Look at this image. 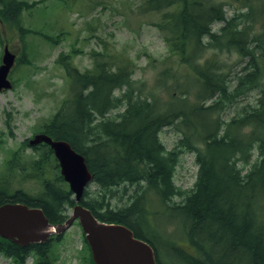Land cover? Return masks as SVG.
<instances>
[{"label":"trees","instance_id":"trees-1","mask_svg":"<svg viewBox=\"0 0 264 264\" xmlns=\"http://www.w3.org/2000/svg\"><path fill=\"white\" fill-rule=\"evenodd\" d=\"M243 3L244 11L227 16L219 0H143L142 12L159 13L152 24L169 48L166 58L176 62L160 69L146 92L128 57L94 52L92 67L83 71L69 55L58 58L68 91L40 131L68 141L84 156L92 179L82 204L99 221L130 227L153 246L157 264H163L162 248L153 234L168 245L175 264H264V0ZM26 6L19 2L14 13ZM8 9L15 8L6 7L2 16ZM216 22L219 27L212 29ZM24 48L15 66L29 59L22 61L29 57ZM231 51L236 60L219 57ZM250 93L254 98L243 100ZM226 110L234 112L225 116ZM165 127L180 134L171 148L160 139ZM32 150L38 152L35 159L20 156L25 164H19L13 151L3 166L21 179L39 181L41 189L12 192L2 183L0 205L28 203L41 207L50 223L62 222L74 204L72 193L50 147L43 143ZM185 151L197 170L186 190L173 181ZM8 175L6 169L0 183ZM113 194L123 201L112 206ZM159 215L180 222L161 226L153 221ZM177 231L190 247L180 246ZM60 238L53 234L28 245L0 238V253L18 264L29 256L33 264H52ZM84 248L85 259L94 264L85 243Z\"/></svg>","mask_w":264,"mask_h":264},{"label":"rangeland","instance_id":"rangeland-1","mask_svg":"<svg viewBox=\"0 0 264 264\" xmlns=\"http://www.w3.org/2000/svg\"><path fill=\"white\" fill-rule=\"evenodd\" d=\"M142 1L0 0V11L6 7L15 8L13 12L8 9L5 16L0 12V58L4 47L8 55L21 56L25 45L24 50L29 56L22 57V61L29 59L21 66H15L16 62L13 61L7 75L11 86L0 88V175L6 169L9 171L8 179L2 186L5 190L14 192L19 188L38 193L41 189L39 181L23 179L24 177L21 179L13 172L14 168H4L3 165L9 156L13 155V151L16 156L19 155V164H25L20 160V156L26 159L37 157V150L33 151L27 146L26 139L32 138L40 131L39 126L53 116L68 91V82L63 77L64 69L58 63L60 55H69L72 64L80 71L92 67L94 52L111 53L116 59L121 56L128 57L134 64L133 77L144 83L145 92L154 84L160 69L169 65L175 67L174 57L166 58L169 48L161 31L152 24L159 20V13L142 12ZM219 1L223 3L227 16L246 9L242 8V4L247 0ZM19 2H24L27 6L16 14L14 12ZM219 25L220 23L216 22L212 28L216 29ZM45 34L56 38L57 42L47 40L49 38H44ZM210 53L207 51L204 57ZM219 57L229 63L237 59L233 51L222 53ZM238 67L240 66H236V69ZM179 72L184 75L186 69L181 68ZM162 96L166 97L165 94ZM253 98L254 94L250 93L243 100L251 101ZM233 112L226 110L225 116L232 115ZM159 135L163 145L171 148L180 134L173 127H165ZM174 171L173 181L181 189L186 190L193 185L197 170L191 152L185 151L181 154ZM2 183L3 180L0 184ZM128 188L132 190L133 187ZM117 197L116 194L110 197L112 206L123 201ZM173 200L179 198L174 197ZM166 219L163 215L153 216V221H158L161 226L164 221L180 222L177 216ZM165 227L170 231L173 225ZM153 236L162 248L160 256L163 264H175L176 257L168 252V245L154 234ZM176 237L182 241L178 242L182 248L190 247V244L183 242L184 234L181 231H177ZM60 240L55 248L56 257L53 264H89L85 259L88 252L84 248V237L79 224L73 223L69 226ZM182 262L178 261V264H186ZM0 264L18 263L0 253ZM25 264H31L30 257Z\"/></svg>","mask_w":264,"mask_h":264},{"label":"water","instance_id":"water-1","mask_svg":"<svg viewBox=\"0 0 264 264\" xmlns=\"http://www.w3.org/2000/svg\"><path fill=\"white\" fill-rule=\"evenodd\" d=\"M14 55L4 49L0 64V88L9 87L6 76ZM44 142L50 145L60 166V174L74 193L76 204L63 222L50 223L42 209L23 202H5L0 205V237H6L20 245L41 242L48 235L60 233L74 220L81 225L95 264H157L154 249L145 240L137 238L131 228L118 222L98 221L93 213L82 205L80 197L92 178L84 156L64 139H52L44 133H36L29 144Z\"/></svg>","mask_w":264,"mask_h":264}]
</instances>
